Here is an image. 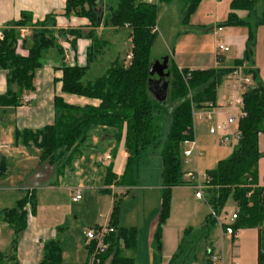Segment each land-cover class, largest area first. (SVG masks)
I'll return each instance as SVG.
<instances>
[{
  "label": "crops",
  "instance_id": "crops-1",
  "mask_svg": "<svg viewBox=\"0 0 264 264\" xmlns=\"http://www.w3.org/2000/svg\"><path fill=\"white\" fill-rule=\"evenodd\" d=\"M209 1L214 2V0ZM66 2L67 0H0V32L10 28L12 23L18 22L22 13L25 12L32 16L33 24L45 22V29L56 32L59 44L65 52L63 60L55 48L48 51L43 66L36 73L35 90L24 95L21 106L0 107V140L7 145L0 155V161L6 166L5 173L0 176V254L7 258L14 257L17 264H40L44 247L50 241H58L62 245L63 264L67 260L78 262L82 251L84 260L76 264H86L88 261L86 232L109 225L114 202L118 199L122 201L133 190L141 188L138 179L134 187L117 184L125 172L129 156L125 148L126 125H123L120 131L106 126L92 129L85 143L78 145L70 152L59 153L52 163L41 161L42 150L36 145L18 142V134L39 132L58 121L60 112L56 108V98H61L65 104L73 107H99V100L62 92L64 64L81 67L89 65L91 74L103 75L116 60H123L127 51L123 53V56L120 54L122 43L124 42L127 48L130 46V30L124 28L122 32L120 31L121 35L125 31L128 32V39L123 40L119 37L120 28L109 26L107 23L119 0H101L98 4L102 13V24L99 27H93L87 18L67 17ZM185 8L186 5L182 4L180 15ZM218 10V5H215L213 18L216 24H218ZM231 13H235L237 17L240 15L238 19L244 23L240 24L241 27L236 28L235 24H231L232 28L221 27L222 31L218 32L220 25H217L214 28V37L208 38L210 40L202 41L203 34L199 33L200 37L197 39H201V44L197 45V49L179 48L176 41L173 49L168 53L164 51L161 57H168V64L180 70H230L237 62L244 60L249 32L256 26L252 58L249 57L245 63L257 88L264 89V0H258L255 11L251 13L243 10L232 11L230 5ZM183 25L186 28L189 25L195 26L196 23L188 20V23ZM66 30L81 32L82 37L78 39L76 49L59 37L60 32ZM19 34L21 38L20 30ZM29 39L30 34L18 42L17 52L22 56L28 55L31 47ZM218 40L230 47L228 53H217ZM98 42L105 49L104 52L108 50L109 53L105 57V53L101 51L100 55H96L90 61L89 52ZM156 45L157 41L153 49ZM228 76L229 74L219 87L221 91L219 93L218 90V104L226 105L229 101L231 90ZM7 88V71H2L0 72V97L6 94ZM26 97H32L33 100L25 103ZM224 109L220 110L222 112L216 120L218 123L226 119ZM211 125H207L208 131L205 133H198L195 130L197 142L199 138L205 137L203 135L216 136L209 134ZM235 131V127H230L226 132L231 135ZM219 140L221 142V138ZM236 145L235 142L231 143L229 156ZM259 149L263 157L258 165L257 186L264 187V133L259 136ZM109 176L113 179L112 181L109 180ZM161 181V185L154 190L156 193L157 191L162 193V171ZM185 186L189 185L185 184L181 187ZM178 188L180 187L173 189L175 196L191 195L189 190H186L185 194L176 192ZM77 193H81V199L74 202L73 199ZM195 199L200 200L196 196ZM22 201L26 202L23 208L26 224L24 230L16 235L13 228L5 221V213L7 210L18 208ZM27 207L30 208V215L25 210ZM230 208L234 207L229 205L226 208L219 217L220 223L211 233L210 242L213 250L211 256L218 255L217 264H259L261 238L259 230L241 229L236 235H228L225 229L235 223L231 221L232 214L227 213ZM208 209L210 214L209 205ZM208 215L206 213L204 216L205 222ZM139 222L140 215L137 213H134V216L129 213L123 218L119 217L120 227L136 228L138 232L137 250L128 252L130 257L135 259L136 264H169L177 252L183 231L194 228L189 226L176 229L170 242L174 253L163 254L161 251V255L154 245L156 229L152 225L147 241V255H145L142 251L144 237L138 225ZM206 249V244L203 243L199 254L197 249L185 264H212L210 257H206ZM208 250L210 252V248Z\"/></svg>",
  "mask_w": 264,
  "mask_h": 264
},
{
  "label": "trees",
  "instance_id": "trees-1",
  "mask_svg": "<svg viewBox=\"0 0 264 264\" xmlns=\"http://www.w3.org/2000/svg\"><path fill=\"white\" fill-rule=\"evenodd\" d=\"M202 0H185V24L196 11ZM258 0H233L232 11H255ZM67 17L87 18L93 27L102 24L101 9L98 0H67ZM158 8L138 0H119L118 8L108 18L109 26L128 28L133 59L131 65L125 60H116L103 74L89 77V65L62 68V92L64 94L85 97L100 101L99 107L78 108L69 106L61 98H56V108L60 112L58 121L51 127L39 132H22L18 142L34 144L42 150L41 161L52 163L62 152H70L87 141L89 133L98 126L116 128L118 131L126 125L125 148L128 159L125 172L117 182L118 186L137 185L139 166L148 148H158L166 128V118L171 124L161 153L163 187L161 193V211L159 226L154 235L156 251H162V228L170 216L172 191L186 184L182 171V144L191 138L193 112L205 108L208 104H217L218 88L230 70L180 71L171 65L169 100L158 101L150 92V68L154 64L152 50L157 32ZM230 24L240 25L235 13L229 15ZM244 24V23H243ZM128 25V26H127ZM45 22L33 24L32 16L22 13L18 22L0 32V72L7 71V92L0 97V107H18L23 103L26 93L35 90L36 73L43 66L48 51L57 50L64 60V49L59 44L57 34L45 29ZM30 29L28 55L17 52L21 40L19 30ZM222 27V26H220ZM59 37L76 49L77 41L82 37L80 31H61ZM255 46V33L250 30L248 47L244 60L249 59ZM103 47L98 42L89 52V60L100 55ZM101 52V53H100ZM252 73V72H251ZM244 111L247 116L241 120L237 134L239 140L231 155L219 161L217 167L207 173V186L211 196L207 203L211 212L204 226L199 229L187 228L183 231L176 254L169 264H185L198 247L206 244V257L211 258L210 237L219 224V217L231 205L239 210L238 218L231 226L233 230L258 229L260 232L259 264H264V187L257 186L258 165L263 157L259 149V136L264 133V89L258 87L243 96ZM6 171L0 161V176ZM109 180H113L109 176ZM120 202H114L109 226L115 229L107 243V252L100 264H136L135 259L127 255L138 246L136 228L119 226ZM26 202L18 208L7 210L5 221L16 235L25 228ZM215 213L217 217L212 215ZM210 248V252L208 250ZM0 264H17L14 257L0 254ZM40 264H63V248L60 242L50 241L44 247Z\"/></svg>",
  "mask_w": 264,
  "mask_h": 264
},
{
  "label": "rangeland",
  "instance_id": "rangeland-1",
  "mask_svg": "<svg viewBox=\"0 0 264 264\" xmlns=\"http://www.w3.org/2000/svg\"><path fill=\"white\" fill-rule=\"evenodd\" d=\"M141 1V0H138ZM232 0H214V2L202 0L196 11L190 16V21L192 23H196L195 26H185V11H183V14L180 15L182 4L186 5L185 0H158L155 3L149 4V5H156L158 8V20H157V26L154 29V32H157V45L155 49L152 50V60L155 63L156 61L162 59V55L164 51H167V53L173 49V45L178 41L179 48H189V49H197V45L201 44V39H197L200 37L199 33L202 32L203 37H201L202 41H207L212 39L214 34V28L217 27V25H222L223 28H229L233 25L229 22V14H230V5ZM101 0H98V4H100ZM145 3L144 1H142ZM118 2L115 4V7L113 10L115 11L118 7ZM215 5H218V24L214 23L213 18V10L215 8ZM109 11V10H108ZM240 18V15L238 16ZM242 18V15H241ZM205 26H200V25ZM236 28L241 27V25H234ZM122 32V29L119 30V32ZM253 31L256 35V26H254ZM121 32L119 33V37H122L123 40H127V34L128 32L125 31L123 35H121ZM188 32V33H187ZM210 38V39H208ZM156 43V42H155ZM205 43V42H204ZM105 49H103V53H105V57L109 53L108 50L104 52ZM123 60L126 61V56L130 52L132 53L131 48V41L130 46L127 48L124 45V42L122 43V50L120 54L123 56ZM113 52V51H112ZM113 54V53H112ZM252 58V54L250 55ZM171 64H168V70ZM90 78H96L98 75H93L89 72ZM170 81L171 76L168 78V98L169 100V92H170ZM219 93L221 91L220 88H218ZM171 119L170 116H167L166 118V128L164 136L161 138V143L158 148H148L146 154L144 155L142 162L139 166V172H138V184L142 188L133 190L128 196L124 197L123 200L120 202V213L119 217L123 218L126 214H133L137 213L140 215V222L138 225H140V229L142 230V235L144 237L142 241V251L145 255H147V241L150 236V229L152 225H154V229H156L159 226V218H160V211H161V192L160 191H154L157 189L158 186L161 185V171H162V159H161V153L164 147V143L166 141V135L167 131L170 127ZM208 123H197L196 130L198 133H205L208 131ZM207 134V133H206ZM230 135L229 132H220L216 136H209L203 135L205 137L199 138L198 145L201 147L202 151L204 152L203 157L200 158L199 163H196V161H193L192 163H187L186 159H182V171L184 173L188 172H196L200 173L202 176L206 175L209 171L214 170L217 167V164L219 163V160H224L229 157V150L232 147L231 143L227 144H221L220 138L223 135ZM232 138V137H231ZM233 139V138H232ZM189 186L180 187L178 188V191L180 194H185L186 190H189L191 195H176L172 191L171 196V207H170V216L168 220L166 221L165 225L162 228V253L168 254V253H174L172 251V248L170 247V242L172 238L174 237V233L176 229L180 227H194V229L201 228L202 224L205 222L204 216L207 213L209 214V209L207 205V199L211 196V193L209 192V188L207 187L204 191V198L200 200L195 199V190L191 184H188ZM151 187V188H149ZM159 189V188H158ZM196 201H195V200ZM234 208H230L227 213L232 214L234 212ZM202 216V218H201ZM131 218V217H130ZM144 229V230H143ZM155 231V233H156ZM154 233V235H155ZM153 245V243H152ZM164 245V246H163ZM164 249V251H163ZM202 249V244L198 247V254L200 250ZM128 256H131L130 253H127ZM162 255V254H161ZM84 253L82 251L81 258L78 262H81L84 260L83 258ZM161 258V256H160ZM147 257L145 256V260ZM78 262L74 261H68L64 264H76ZM106 264H110V261H108Z\"/></svg>",
  "mask_w": 264,
  "mask_h": 264
},
{
  "label": "built area",
  "instance_id": "built-area-1",
  "mask_svg": "<svg viewBox=\"0 0 264 264\" xmlns=\"http://www.w3.org/2000/svg\"><path fill=\"white\" fill-rule=\"evenodd\" d=\"M145 3H155L158 0H143ZM128 26V25H127ZM222 28H218V32H221ZM21 39H25L27 35L30 34L29 28H21ZM67 42V41H66ZM69 43V42H68ZM217 53H228L230 47L223 41L218 40L216 42ZM133 59V54L130 52L126 56V65H131ZM180 70V69H179ZM182 71V70H180ZM228 76L229 89L231 94L229 96V101L226 105L223 104H208L205 108L193 112V127L191 138L186 139L182 144V155L186 159L187 163H192L196 161L198 163L199 159L203 157V152L198 145L195 136L196 124L198 122L212 124L209 128V134L218 135L220 132H226L230 127H235L236 131L229 135H223L221 137V142L227 144L232 142L238 143L239 135L237 131L239 129V124L241 120L245 119L247 114L244 111L243 96L244 94L255 91L257 85L253 82L252 75L248 72L249 68L245 62L241 64H236L230 69ZM33 100L32 97H26L25 103ZM225 108V109H224ZM224 109V114L226 119L222 123H218L217 117L219 116L220 110ZM233 139H232V138ZM7 145L5 142L0 140V155L1 151L5 149ZM110 159V157H109ZM184 180L186 184H191L196 192V198L203 199L204 191L208 187L207 174L202 176L199 172H188L184 174ZM81 199V193H77L73 201L78 202ZM26 212L30 215V208L27 207ZM239 210H234L231 216V221L235 222L238 218ZM214 217H217L214 212H212ZM220 223V220H219ZM228 235H236L237 231L233 230L231 226L225 229ZM115 229L107 226H101L98 228L90 229L86 232V242L88 245V261L86 264H100L102 256L107 252L109 244L107 243L108 238L115 233ZM219 261L218 255H212L210 262L212 264H217Z\"/></svg>",
  "mask_w": 264,
  "mask_h": 264
},
{
  "label": "water",
  "instance_id": "water-1",
  "mask_svg": "<svg viewBox=\"0 0 264 264\" xmlns=\"http://www.w3.org/2000/svg\"><path fill=\"white\" fill-rule=\"evenodd\" d=\"M168 57L156 61L150 68L149 88L150 92L160 102H166L168 98Z\"/></svg>",
  "mask_w": 264,
  "mask_h": 264
}]
</instances>
